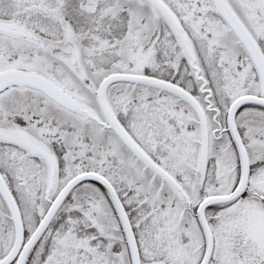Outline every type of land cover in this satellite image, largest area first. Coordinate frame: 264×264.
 I'll return each instance as SVG.
<instances>
[{
	"label": "snow or ice",
	"instance_id": "6c2138e0",
	"mask_svg": "<svg viewBox=\"0 0 264 264\" xmlns=\"http://www.w3.org/2000/svg\"><path fill=\"white\" fill-rule=\"evenodd\" d=\"M0 264H264V0H0Z\"/></svg>",
	"mask_w": 264,
	"mask_h": 264
}]
</instances>
